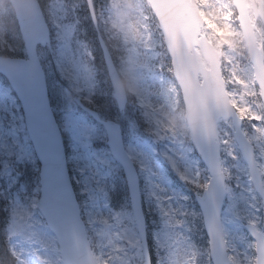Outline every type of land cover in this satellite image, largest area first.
Listing matches in <instances>:
<instances>
[{
  "label": "rangeland",
  "instance_id": "obj_1",
  "mask_svg": "<svg viewBox=\"0 0 264 264\" xmlns=\"http://www.w3.org/2000/svg\"><path fill=\"white\" fill-rule=\"evenodd\" d=\"M137 2L127 0V13L123 15V19L128 21L126 35L131 44L132 54L127 75L132 80H135L131 84L133 89L132 97L133 100H137L139 97L144 102L143 105L150 108L147 113L150 118L153 117L156 121L157 129L160 131L161 136L169 141L170 150L165 153L168 166L184 182L192 181L197 184V179L202 175L203 168L199 165V160L196 161L190 158L188 150L184 148L187 145L184 144L183 146L181 143L188 130L185 117L183 118L180 111L178 113L176 111L177 107L179 109V102L174 93L175 91L177 93V89L173 86V81L168 77L160 80L158 77L149 75V68L146 63V38L149 31H142L138 28L137 20L140 17L137 15V7L141 9V5L137 4ZM198 2L205 20L203 33L215 42L216 46L223 51L231 62L229 78L232 79L234 76L235 89L232 90L234 102L241 109L244 108L242 111L244 114L255 116V119L257 118L259 124H261L264 115L257 117L260 111L250 106V101H258V89L254 85L253 68L249 63L242 64V60L234 59L236 51L242 49L244 52V41L240 30L233 27L228 28V24L223 21L222 16L223 14L226 15V13L222 11L219 0H198ZM53 7L55 17H58L59 20L66 18L67 9L61 0H53ZM148 26L149 23L146 24V27ZM259 31L260 34L264 35L263 29ZM229 32V40L222 41L219 39L220 33L227 35ZM71 33L72 27L66 22L62 31L65 47L62 53L59 54V65L62 68L61 71H64L63 69L73 70L74 77L78 83V90L87 92L91 82L89 75H86V68L79 59H76L73 55L75 52L69 46L68 41ZM150 41L157 44L159 40L153 35ZM14 49L19 53L22 52L21 48ZM0 50L3 51L1 47ZM25 54L24 51V56ZM48 61L52 68H55L54 65H58L53 63L50 55H48ZM55 84L58 92L57 98H60L63 103L62 109L65 113L63 120L66 128L76 141V146L82 148V150H79L80 153L77 157L78 165L83 163L84 168H87L86 159L93 153L89 151L88 138L92 135L96 136L97 128L89 125L83 115L79 113L71 93L69 94L57 82ZM2 86L3 83L0 79V154L4 153V163H1L0 177L4 176L3 180L8 182V179L14 178L19 164L32 160L30 158L32 146L24 129V122H22V116L15 97L8 94L11 105L18 112L15 115H10L11 110L5 101ZM87 95L88 98L91 97V94L87 93ZM115 110L118 113L116 108ZM129 112L130 108L121 115L120 119L125 120L131 129L135 130L138 123L129 115ZM168 116H178L183 127L171 125L167 119ZM152 122L154 123L153 120ZM259 124H257V128L252 130L251 139L258 143L259 155H261L259 159L264 167V146L260 140ZM19 129L22 133V142L17 141V147H14L7 138L17 139L16 135ZM181 130L186 132L181 135ZM220 134L223 142L221 150L224 154L222 163L227 172L226 176L228 175L230 181L222 220L227 247L230 251L231 264H253L252 250L254 244L250 239H247L240 221L248 218L252 223L261 224L264 219L254 204L257 196L251 188L249 173L243 164V160H241L237 146L232 143L230 122L221 125ZM4 146L5 149L3 150ZM100 150L102 149L100 148ZM130 150L133 157H138L142 161V167L147 171L146 178L151 185V194L168 216L164 222V231L160 235V243L163 247L158 249L157 264H211L205 250H203V255L199 259L196 257L197 244L187 233V229L193 225V218H199V212L194 206V208L190 206L189 198L184 189H173L171 187V183L164 178L165 173L152 150H147L142 145L136 146L134 144L130 146ZM95 154H97L96 151ZM98 157L106 165L112 163L103 152ZM88 166L91 171H88L90 175H87L84 179L86 190L89 193L88 196H85L87 200L85 203L89 210V222L99 239V263L144 264L143 250L135 229L136 224L132 210L126 208L122 212L116 213L112 221L106 219L108 214L107 187L98 183L95 162H89ZM232 179L234 186L231 185ZM124 185H120V187ZM86 190L84 193H86ZM115 200L117 203L128 202L125 195H122L121 198L117 196ZM167 200L170 210L167 208ZM12 210L11 235L14 252L19 259V264H59L54 258V251L57 250L55 238L50 235L48 240L42 239L43 227L39 224L36 213L33 212V214L26 211L20 206H12ZM124 235L127 236L128 245L123 242ZM52 244L53 246H51ZM164 250L169 251L164 254Z\"/></svg>",
  "mask_w": 264,
  "mask_h": 264
},
{
  "label": "water",
  "instance_id": "obj_2",
  "mask_svg": "<svg viewBox=\"0 0 264 264\" xmlns=\"http://www.w3.org/2000/svg\"><path fill=\"white\" fill-rule=\"evenodd\" d=\"M14 64L17 65V62H14ZM117 86L121 89V90H118V91L121 93V97L119 98V104L122 107L124 101L126 100V94H125V90L122 89L121 83L119 81L117 82ZM40 121L42 123H44L45 125H48V121L45 118V115L41 116ZM33 125H34L33 121H32V123L29 122L30 132L33 135L34 139H38V137H41L40 133H39V130L35 127V125L34 126ZM47 129H48V132L50 134H53V132H51V130H50V128L48 126H47ZM117 154L122 159V161L124 162V165L126 167V172H127V176H128L131 197H132V201H133V207H134L135 211L138 214H141V208H140L141 205H140V197H139V185H138V179H137L136 173H135V171L132 168H130L128 166L127 162L125 161V151H124V149L121 148V147H118L117 148ZM46 177H47V175L45 176V179H46ZM44 195H45V197L48 196L47 190H45V189H44ZM212 205L215 208L216 203L212 202ZM47 210H48L49 213H51L52 208L47 209ZM209 217L213 219V215H209ZM66 224H67V230L73 232V234H74L75 233V230L73 229V227L75 225L74 224V220L73 219L68 220V221H66ZM216 224H217V220H216V217H214V220H213L214 230H216ZM74 228L76 229V226ZM216 236H217V234H216ZM63 239H64V237H63Z\"/></svg>",
  "mask_w": 264,
  "mask_h": 264
},
{
  "label": "clouds",
  "instance_id": "obj_3",
  "mask_svg": "<svg viewBox=\"0 0 264 264\" xmlns=\"http://www.w3.org/2000/svg\"><path fill=\"white\" fill-rule=\"evenodd\" d=\"M243 46L246 48H250V47H252V43H251V41H248V42H245V44ZM220 55H224V53H220ZM121 87L123 90H127V91L133 90L131 83H130V79L122 82ZM216 102H217V105L220 107H223L225 105V101L222 97H217ZM167 119H168L169 123L171 125H173L174 127H176V126L183 127L178 116H168ZM209 131L212 132L213 134H215V127L214 126L210 127Z\"/></svg>",
  "mask_w": 264,
  "mask_h": 264
},
{
  "label": "trees",
  "instance_id": "obj_4",
  "mask_svg": "<svg viewBox=\"0 0 264 264\" xmlns=\"http://www.w3.org/2000/svg\"><path fill=\"white\" fill-rule=\"evenodd\" d=\"M133 109L136 112L137 117H138V119L140 121L146 116L144 110L140 106H137V105L136 106H133ZM139 131H141V133H143V134H146V133L148 134V133L151 132V129H148V128H146L144 126V127L140 128ZM150 217H151V215H150ZM11 259L13 260V258H11Z\"/></svg>",
  "mask_w": 264,
  "mask_h": 264
}]
</instances>
